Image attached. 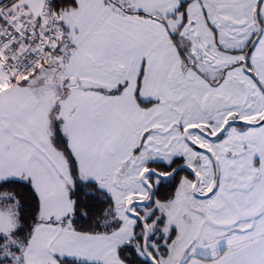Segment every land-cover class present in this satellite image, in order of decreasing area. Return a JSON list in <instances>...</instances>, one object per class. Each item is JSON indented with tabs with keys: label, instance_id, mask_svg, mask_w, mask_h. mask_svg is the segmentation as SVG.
<instances>
[{
	"label": "snow or ice",
	"instance_id": "obj_1",
	"mask_svg": "<svg viewBox=\"0 0 264 264\" xmlns=\"http://www.w3.org/2000/svg\"><path fill=\"white\" fill-rule=\"evenodd\" d=\"M0 264H264V0H0Z\"/></svg>",
	"mask_w": 264,
	"mask_h": 264
}]
</instances>
